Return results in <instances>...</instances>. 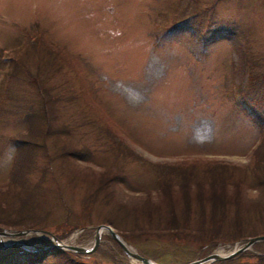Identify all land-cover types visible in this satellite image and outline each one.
Instances as JSON below:
<instances>
[{"label":"rangeland","instance_id":"374dc122","mask_svg":"<svg viewBox=\"0 0 264 264\" xmlns=\"http://www.w3.org/2000/svg\"><path fill=\"white\" fill-rule=\"evenodd\" d=\"M0 53V230H43L89 247L105 224L157 264L226 254L264 234V194L255 180L264 173V124L244 107L250 102L264 118V0H0ZM24 70L42 73L36 77L58 99L56 122L73 142L60 132L31 136L39 143L13 182L16 149L8 137L25 132L28 119L36 127L38 116L26 114L43 108ZM73 145L86 148L71 158L53 155ZM213 162L227 169L223 196L205 181ZM165 165L188 169L186 189L181 174L156 173ZM197 189L225 208L217 204L214 218L210 205L201 212ZM167 196L168 207L148 203ZM45 236L1 239L50 245ZM255 243L208 264H264V241ZM68 257L140 264L106 231L88 255L58 253L36 264H67Z\"/></svg>","mask_w":264,"mask_h":264},{"label":"trees","instance_id":"16d2710c","mask_svg":"<svg viewBox=\"0 0 264 264\" xmlns=\"http://www.w3.org/2000/svg\"><path fill=\"white\" fill-rule=\"evenodd\" d=\"M164 32L169 33V32H171V29L169 31H164ZM3 57H4V53H0V60H2ZM8 57L10 59H12V61L15 60V62H17L21 66H23V69H24V65L22 64V62L19 61L18 59H16V57L15 58H12L10 56H8ZM8 74H9V76H14V74H16V73L9 72ZM23 74L25 75V77L29 76V78L27 77L26 81L32 87H34L35 91H37L39 93V96H41L43 108H42V110H38L36 113L35 112L30 113L29 111H27L29 113H27L26 116L29 114L31 116L35 115V114L38 116V117L34 116L32 119V120L36 119V121H37L36 127L31 126V124H30L31 119H28V124L26 126L25 132H23V133L17 132L15 134H13L12 136L8 137V140L9 139L11 140V142L13 143V145L16 149L15 156H14V165H13V168L10 172L11 173V180L13 182L18 181L21 178V176L25 175L26 171H28L27 170V167H29L28 161H29V159H31L30 152L32 150L30 145H37V143H39V142L35 141L34 137L31 138V136H35L38 134L41 136L51 135L53 133L57 134L59 132H60L59 134H61V137L69 136L68 132H67L66 124L60 123V122H59V124L57 123L59 121L58 113H57V110L55 107V103H57L55 101L58 100L57 96L50 95L48 93L47 88L43 86L41 79L39 77H36V75H39L42 73H40V71L39 72L36 71L35 73H31L28 70H24ZM21 77H24V76L21 75ZM258 83L263 84L264 80H260V82H258ZM245 86L249 87L248 84L247 85L245 84ZM245 90H247V89H245ZM246 103H247L246 104L247 106L244 105L245 109H247V111L253 116V118L255 120H260V118H261V121L258 124L263 126L264 118L260 117V115L256 112L255 108H253L249 104L250 102H246ZM47 105H49L48 108H50V109L46 108ZM67 139H69V138L67 137ZM67 139L65 138V140H67ZM263 139H264V137L261 139V141L264 142ZM69 140H71V139H69ZM72 142H73V140L70 141V143H72ZM260 144H261L260 141H258L257 146L254 148V150H258ZM81 148H86V146L81 145L78 147L77 145H73V146L60 147L58 152H56L57 149L54 150L53 155L55 157H59L60 159L64 158V157L71 158L70 154L77 153L79 151V149H81ZM73 157H74V155H73ZM215 163L216 162H213V164H207L206 165L205 168H206L207 174H205V175H206L207 179H205V181L207 182L208 189L216 188V189H218V191H220L219 195L223 196V195H225V189L222 190L223 187L219 186V183L221 182L220 181L221 178L226 175L225 173H226L227 169H226L224 163H221L219 165V167L216 166ZM162 168H164V169L161 170ZM162 168H159L158 170L156 169V173L157 174L161 173L164 175H166V174L169 175L170 173H172L174 175L175 174H181V178L179 179V181L181 183L179 184V186H182L183 189H186L185 179H187L186 172L188 169L183 168V167H181V168L177 167L176 168L175 165H165V166H162ZM106 169L107 168H105V171H103V172H105V173L111 172V171L106 170ZM254 171L256 172V169H254ZM112 175H116V173H114ZM17 176H18V178H17ZM110 176L107 177L109 179V181H111V179L114 177V176H111V177ZM208 176H209V178H208ZM16 178H17V180L15 181ZM255 178H256L255 180H256L257 187L259 188L260 192L264 194V173L262 172V169H259L256 172ZM193 184L196 185V187H202L203 185H205L202 181H199V180L195 181V183H193ZM105 187H106V182L104 184L101 183L99 186V189L105 188ZM163 189H164V187L162 184L160 187V191L166 193V191H164ZM198 191L199 190L197 189V196H194L193 198L196 200V202L198 204H200V211L201 212H203L202 208H204L205 205H207L208 208L210 205V212L212 213V218H214V214H215L214 212L217 209L216 208L217 204L220 205L221 210L223 208H225V205L223 203H219V201H217L215 198L213 199L210 196L203 195ZM226 194H227V192H226ZM174 195L175 194L173 193L172 197H176ZM188 198H190V196L187 194H185L183 196V200H184L185 204H188V202H189ZM234 200H235V202L238 201V199H236V198H234ZM159 202L160 203L163 202L168 207L173 202V199L170 196H167L166 199L164 197H162V198L159 197L156 199V201L152 200L150 198V201L148 203L149 204L150 203L159 204ZM82 205L85 206L86 204L83 203ZM217 207H218V205H217ZM182 210H186V207L184 206L182 208ZM109 211H110V209H109ZM143 212H145V214H146L145 217H148L150 215L148 204H146V209H144ZM111 213H115V212L110 211V214ZM235 213H237V211H235ZM157 217L159 219L163 220V222L166 221L167 224L169 222H171L170 218L168 216L164 217L160 212L157 213ZM71 228L72 227H69L67 231H70ZM174 229H177V227ZM165 231H169V230H165ZM182 232H186V231H182ZM56 237H58L60 239L59 235H56ZM34 244L39 246V248L28 250V249L22 248L18 245H10V246H3V247L0 246V264H36L39 262H43V261H45L46 258H51L55 254H58V253L67 254L68 256H69V254H71V255L78 256V257L80 255H88L91 253V252L90 253H84V254L83 253H75V252L72 253L71 251L62 250V249L55 248V247H50V246H48L49 243H47L45 240H42V239H35ZM92 252H94V251H92ZM78 254H80V255H78ZM92 254H94V253H92ZM66 263L67 264H82V263H80L79 260L74 261L71 258H69ZM117 264H127V263L119 262Z\"/></svg>","mask_w":264,"mask_h":264},{"label":"water","instance_id":"95a60500","mask_svg":"<svg viewBox=\"0 0 264 264\" xmlns=\"http://www.w3.org/2000/svg\"><path fill=\"white\" fill-rule=\"evenodd\" d=\"M103 231H106L110 235V237L119 245L123 253L127 255L128 257L136 259L140 264H157L149 258L143 257L137 254L136 252L130 251L131 247L129 246V244H127L123 240V238L120 235H118L109 225H105V224H99L95 227V232L93 235V242H92V245L89 247H81V246H74V245L66 244L63 241L55 238L51 233L47 231H43V230H37V229H25V230H18V231L0 230V243H1V246H7L10 244H15V245L19 244V246L23 248H27V247L37 248V246H35L34 244L24 243L20 241L4 244V242H2L1 237L2 236L3 237H22L29 232L39 233V234L43 233V234H46L45 236L46 238L52 241V243L49 245L50 247L69 250L72 252L74 251L77 253H90L96 248L99 242V239H100V235ZM262 240L264 241V234L258 235L255 237H250V238L245 239L244 243L240 247L238 248L236 247L235 249L231 250L230 252L226 254H219L217 252H211L205 255L204 257L194 259L192 261H189L183 264H208L209 262L214 261V260L227 259L235 255L236 253L247 249L252 243L256 241H262Z\"/></svg>","mask_w":264,"mask_h":264},{"label":"bare ground","instance_id":"6f19581e","mask_svg":"<svg viewBox=\"0 0 264 264\" xmlns=\"http://www.w3.org/2000/svg\"><path fill=\"white\" fill-rule=\"evenodd\" d=\"M222 251V250H221Z\"/></svg>","mask_w":264,"mask_h":264}]
</instances>
